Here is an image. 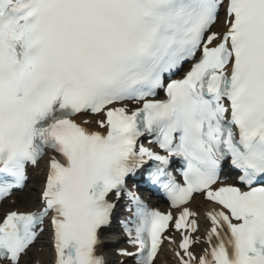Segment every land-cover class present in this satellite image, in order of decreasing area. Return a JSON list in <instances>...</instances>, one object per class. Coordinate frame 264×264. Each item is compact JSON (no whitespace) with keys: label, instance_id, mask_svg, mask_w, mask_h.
<instances>
[{"label":"snow or ice","instance_id":"6c2138e0","mask_svg":"<svg viewBox=\"0 0 264 264\" xmlns=\"http://www.w3.org/2000/svg\"><path fill=\"white\" fill-rule=\"evenodd\" d=\"M29 168L0 264H264V0H0V203Z\"/></svg>","mask_w":264,"mask_h":264},{"label":"bare ground","instance_id":"6f19581e","mask_svg":"<svg viewBox=\"0 0 264 264\" xmlns=\"http://www.w3.org/2000/svg\"><path fill=\"white\" fill-rule=\"evenodd\" d=\"M31 173L34 176V174L38 173V171L34 169V170H31ZM28 195H29L28 200L30 202H29V205H27V206L30 207L35 203L37 193L36 192L33 193L32 191H29ZM0 212H1V209H0ZM49 257H50V251H49ZM41 262H42V264H47L48 260L41 257ZM158 264H171V261H170V259H168L167 256L161 255Z\"/></svg>","mask_w":264,"mask_h":264},{"label":"rangeland","instance_id":"374dc122","mask_svg":"<svg viewBox=\"0 0 264 264\" xmlns=\"http://www.w3.org/2000/svg\"><path fill=\"white\" fill-rule=\"evenodd\" d=\"M35 184H36V181L35 182L33 181L32 183H29V185L27 186V191L29 189L34 190L33 185H35ZM27 191H26L25 195L27 194Z\"/></svg>","mask_w":264,"mask_h":264}]
</instances>
